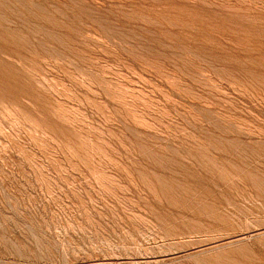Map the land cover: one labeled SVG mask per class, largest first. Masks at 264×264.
Wrapping results in <instances>:
<instances>
[{"label":"rangeland","instance_id":"374dc122","mask_svg":"<svg viewBox=\"0 0 264 264\" xmlns=\"http://www.w3.org/2000/svg\"><path fill=\"white\" fill-rule=\"evenodd\" d=\"M0 264H264V0H0Z\"/></svg>","mask_w":264,"mask_h":264}]
</instances>
